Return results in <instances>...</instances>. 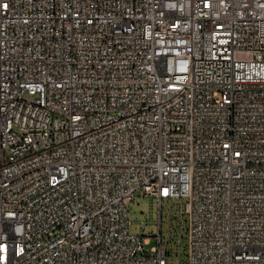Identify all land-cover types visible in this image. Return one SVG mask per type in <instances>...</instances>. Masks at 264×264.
Returning <instances> with one entry per match:
<instances>
[{
    "label": "built area",
    "instance_id": "2783aa9c",
    "mask_svg": "<svg viewBox=\"0 0 264 264\" xmlns=\"http://www.w3.org/2000/svg\"><path fill=\"white\" fill-rule=\"evenodd\" d=\"M138 193L185 200L167 244L131 232ZM184 239L264 264V0H0V264H179Z\"/></svg>",
    "mask_w": 264,
    "mask_h": 264
},
{
    "label": "rangeland",
    "instance_id": "374dc122",
    "mask_svg": "<svg viewBox=\"0 0 264 264\" xmlns=\"http://www.w3.org/2000/svg\"><path fill=\"white\" fill-rule=\"evenodd\" d=\"M182 203L184 204L185 200L180 198L175 199L173 202L171 200H166L161 206L157 198L144 197L138 193L130 205L131 232L141 235L151 232L156 233L160 230V224L162 220L163 242L164 244H167L170 237L171 226L174 233H180L182 230V217L178 214ZM161 211L162 215L160 213ZM171 211H174V213L171 214ZM143 222L145 223L146 227L143 230H140L139 226ZM155 245H158V239L152 237L151 242L146 244V249L150 251ZM185 247L186 240L184 239L180 247L181 260L179 264H188ZM168 249L171 255L178 253V247L175 239L169 243ZM170 260L173 264H178V259L175 257H172Z\"/></svg>",
    "mask_w": 264,
    "mask_h": 264
}]
</instances>
